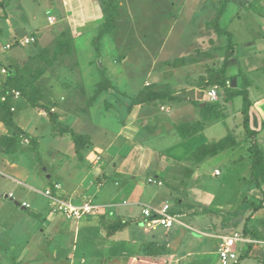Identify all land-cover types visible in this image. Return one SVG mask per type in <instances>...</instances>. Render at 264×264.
I'll return each instance as SVG.
<instances>
[{
    "label": "rangeland",
    "instance_id": "rangeland-1",
    "mask_svg": "<svg viewBox=\"0 0 264 264\" xmlns=\"http://www.w3.org/2000/svg\"><path fill=\"white\" fill-rule=\"evenodd\" d=\"M114 1L112 31L99 40L97 52L94 39L105 21L107 0L66 3L63 0H5L0 9V86L8 78L11 100L16 99L12 93L18 91L17 84L12 81L14 73L20 87L41 108L26 107L21 94L17 97L21 99L13 103V121L28 135L36 137L39 159L26 136L18 134L20 150L14 158L15 169L13 171L8 162L12 161L11 156L0 155V171L19 179H23L24 172H27V179H23L27 184L18 181L16 186L10 178L3 177L0 179V194L17 190L21 191V197L23 194L27 197L26 191H32L29 197L43 204V199L33 192L41 193L57 184L56 193L65 198L61 179L69 175L78 179L85 176L87 170H78L82 152L74 147L67 134L60 133L61 129H71L79 135L81 147L94 143L104 149L114 139L115 132L125 125L129 103H147L158 115L171 109L178 119H182L178 124H164L165 128L160 132H148L149 138L142 137L146 147L158 152L152 167L135 174L126 189H122L124 184L114 186L108 183L95 199V203H103L102 206L113 197L130 201V205L113 207L117 215L133 218L129 235L125 232L118 234L117 240L104 246L95 245L93 251L95 255L116 257L103 264H126L129 252L139 254L142 251L141 241L147 245L145 251L158 250L157 245L150 243V236H143L144 227L136 220L140 204L152 201L161 207L168 202L172 207L176 205L174 213L178 219L205 233L173 226L170 230L174 233L171 254L177 258L174 264H221L216 241L209 233L222 231V213L238 208L242 213L240 219L235 220L237 230L253 225L264 233V222L259 221L264 219V183L261 180L257 186L249 180L248 151L252 141L247 139L242 127V100L238 96L226 102L221 87V82L225 81L229 88H240L243 76L251 82L248 97L252 101L250 124L253 127L250 128L259 130L256 141L264 155V16L258 17L246 10L251 3L261 6L264 12V0H230L227 4L219 25L231 33L234 52L224 72L221 65L227 52V37L218 36L212 27L223 0ZM80 4H84L89 13L82 21L79 20L82 17ZM48 15L53 18L51 24L46 21ZM30 34L36 37L32 45L3 50L5 43ZM230 60L235 63L228 65ZM86 66H90V70L84 72ZM89 78L100 82L90 93L86 82L83 86V81ZM211 88L217 91L214 100L206 95ZM195 99L218 103L223 109L222 117L209 122V127L194 138L179 142L178 132H170L175 125L188 124L186 132L192 135L199 131L197 126L194 127L199 120H196L199 114L192 103ZM45 110L50 111L54 122L49 121ZM74 117L78 118L75 120L78 123L72 122ZM160 119L150 118L143 124L149 128ZM6 134L0 130V138ZM227 135L231 145L214 156L197 161L189 154L178 171L172 174L170 188L168 184L157 187L146 183L145 179L150 176L167 179L168 173L154 169L160 164L161 155L180 157L194 146L211 144ZM125 152L124 146L120 155ZM198 168L186 200L191 198L190 202L200 209L194 208L190 214L196 217L185 219L180 208L189 206H179L173 193L187 188L188 179ZM91 183L95 184L94 180L91 179ZM140 196L143 197L133 203ZM86 200L91 199L86 196ZM258 205L259 210L250 209ZM11 207L10 202L0 203V218L7 220L9 226L14 222ZM205 208L214 209L212 211L218 214L209 212L204 215ZM258 211L261 215L257 216ZM152 226L156 228L152 232L155 239L160 238L162 227ZM128 236L138 243L126 244ZM253 250L254 255L238 264H260L256 255L258 251L264 253V246H254ZM261 255L260 259L264 257Z\"/></svg>",
    "mask_w": 264,
    "mask_h": 264
},
{
    "label": "crops",
    "instance_id": "crops-1",
    "mask_svg": "<svg viewBox=\"0 0 264 264\" xmlns=\"http://www.w3.org/2000/svg\"><path fill=\"white\" fill-rule=\"evenodd\" d=\"M63 1L66 3V1L74 2L75 0H63ZM80 5L82 6L81 7L82 17L79 20L82 21L83 18L89 16V13L87 12V9L84 6V4H80ZM29 36H33L34 38H36L33 34H30ZM6 44H10V43H5L3 45V50ZM234 63H235L234 60H230L228 62V65L229 64L233 65ZM83 68H85L84 70H86V71L83 70L84 72L90 70V66H86ZM225 77L227 76L225 75ZM85 82L88 93L91 92V89L93 87L97 88L98 84L100 83L97 81H92L89 78L83 81V86H85ZM250 83L248 89L250 87ZM237 87L238 86L234 88ZM19 99L21 98H16L12 100V104H11L12 113H14L15 111V107L13 103L17 102V100ZM22 99L25 103V106L29 108L30 106L27 104L26 100L24 98ZM193 102H204V101H199L198 99H195L194 101H192V103ZM251 106H252V101H251ZM251 106L249 108V127L252 128L253 125L250 124L251 117L253 114V111L251 110ZM195 111H198V109L196 108ZM74 118L75 119H73L72 122L78 123V120L75 122V120L78 118L76 117ZM150 118L152 120H154V118H161V119L160 121H154L152 126L148 128L143 123L144 121H148ZM196 118H197L196 120L200 119L199 115L198 117L196 116ZM102 119L104 120V118ZM179 120L182 119L180 118L178 119L177 116L171 111V109L167 112H163V115H158L154 111L153 107L149 106L147 103L144 102L137 104L129 103V113L127 114V120L125 125L123 127H120L115 132L114 139L111 140L104 149L103 148L99 149L98 146H96L94 143L91 144L90 146L88 143H86L84 147L83 146L80 147L79 150L83 154L80 153L79 156L80 160L78 161V166L80 168L78 170L85 171L86 169L87 172L85 176L82 175L78 179L74 177L72 178L71 175H69L70 177L62 178L61 179L62 182L60 185L62 187L63 192L67 195L66 196L67 198L66 197L61 198V195L58 192L56 193L61 199L69 201L73 204H82L85 202H89L99 207L97 212L86 215L79 220L67 219L62 214L54 211L49 200L45 198L41 193L33 192L34 194L39 195V197L43 199L44 201L43 204H39V201H36L35 198L29 197L32 194L31 193L32 191L31 192L26 191L29 195L27 197L24 194L21 197L20 196L21 191L18 192L17 190H10L8 193L5 192L1 193L0 203L6 204V202H10L11 206H13L10 208V213L14 215V218L12 217L14 222L9 226L8 224H6L7 220L4 221V219L1 220L2 218H0V264H103L105 262L106 263L108 261L111 262V260L116 259V257H112V256H102L99 254L95 255L93 251L94 250L93 247L99 244H102L104 246L105 244H110L112 241L114 242L119 238L118 234H123L125 232V234L129 235V226H130L129 224L133 222V218L124 217V215H117L113 207L120 204L130 205L131 203L126 198L117 200L115 199V197H113L110 198L109 201L104 202L105 206H102L103 203H95V199L97 198V195L101 192L102 188L106 186L108 183H113L114 186H119L120 184H124L123 185L124 187L122 189H126L131 185L135 174H137L139 171L142 170L145 171L147 168H151L152 162L153 160L156 159L155 157L158 152H156V150L146 147L145 141L144 139H142V137L149 138L150 134L148 132L158 133L161 131V129H163V127L165 128L164 124H170L171 122L172 124L173 122L174 124L175 123L178 124ZM49 121L51 122L50 116H49ZM81 121L83 122V120ZM176 126L177 125H175V129ZM207 127H209L207 124L204 125V128L200 132L186 139L180 138L179 142L187 141L191 138H194L195 136L203 132L205 128L207 129ZM175 129H171L172 131L170 132L175 131L176 133L177 131ZM0 130H4V132H6V129L1 122H0ZM21 130L27 133V131L23 129ZM63 130L66 129H61L60 133L67 134L68 136L66 137L71 139L69 133H65L63 132ZM29 136L32 137V135ZM32 138L35 139L36 137L35 138L32 137ZM124 146L126 147V152L124 155H120L121 149ZM200 146H194L191 149L192 151L188 150L180 157H175L172 154L161 155V157L159 158L160 164H158L154 169H156L157 171L168 173V175H166L167 179H165L164 176L163 177L155 176L154 178L150 176L145 179L146 183H148L147 179L152 178L161 181L162 185L158 186L155 183H149V184H154L157 187H163L167 184H168L167 187L171 186L169 185V183L172 182V174H174L175 171H178L179 167L183 165L185 159L189 157V154L195 152ZM19 150L14 155H8L11 156L10 159L12 161L11 162L8 161V162L9 165L13 168V171L15 169L14 165L16 163L14 158L17 156ZM164 151L165 150H163V153ZM0 155H5V154H3L0 150ZM198 171L199 168L196 169V171H194L190 176V178L188 179L187 188L180 190V193H176V194L173 193L172 190L170 191L175 196V200H176L175 202L178 203L179 206H184V205L189 206V208L188 207L180 208L182 212L181 215L185 219H192L196 217V216H191L190 214L194 211V208L200 209V208H196V206H194L193 203L190 202L191 200L189 199L191 198L186 200L187 197H189L188 193L189 194L191 193L190 189L193 186L191 181L192 179H194L195 174H197ZM0 172L2 173L0 179L7 176L2 171ZM24 174L25 176L22 175L23 179L26 178V175L28 173L24 172ZM198 176L201 177V175ZM217 176H219V173ZM8 178H10L14 182V185L16 186L19 185L18 181L25 182V180L27 179V178L25 180L19 179L15 175H9ZM91 179L94 180L95 184L91 183ZM25 183L27 184V182ZM18 196H20L21 199ZM86 196H89L91 200H86ZM141 197L143 196H140V198L138 200H135L133 203L139 201ZM193 201H195V199H193ZM184 202H187L188 204L187 203L185 204ZM21 203H26L27 207L21 206ZM164 204L169 205L170 207L169 211L171 213H174L175 210L174 208L176 205L172 207L168 202L163 203V205ZM144 205L156 209L161 208L163 205L159 207V205L153 203L152 201L144 202L140 204L137 220L134 219L137 222H139L142 227H144L142 231L143 236H146L148 238L150 236L151 238L150 243L153 242L154 245H157L156 247H158V250L145 251L147 245L141 241L140 245L142 251L139 252V254H133V252H129V257H127L126 264H174V262L177 261V258L173 254H171L172 244L174 243V233L173 232L171 233L170 230L173 228V226L184 227L195 233L205 234L204 232L198 229L192 228L190 225L185 223L184 220L178 219L180 223H175L168 228L158 225L162 227L163 231L160 232V238L157 237V239H155L154 235L152 234V232L156 229L155 226H152L154 223L147 222L146 219L141 214V209ZM104 207H107V209H104ZM205 209H209V208H205ZM209 210H214V209H209ZM256 214L257 216L258 214L261 215L260 211H258ZM259 221L264 222V219ZM116 222H121L124 225L118 228ZM231 231L233 230L227 232L219 231L216 233H209V235L213 237L216 241L217 254H218V239L216 236ZM131 238L132 237L128 236L127 238L128 240H125V243L126 244L138 243L132 240ZM254 246H260V245L239 244V248L241 251L239 252L238 260L235 263L230 261L227 262L226 264L228 263L238 264L239 261L245 259L246 257H249L250 255H254L255 254L253 252ZM261 254H263L264 256V253L261 251H258L256 255L260 264L264 262V257L262 259H260L259 257Z\"/></svg>",
    "mask_w": 264,
    "mask_h": 264
},
{
    "label": "trees",
    "instance_id": "trees-1",
    "mask_svg": "<svg viewBox=\"0 0 264 264\" xmlns=\"http://www.w3.org/2000/svg\"><path fill=\"white\" fill-rule=\"evenodd\" d=\"M5 0H0V9L4 7ZM230 2V0H223L220 3V6L218 7L216 11V15L212 21V27L216 31V34L218 36H226L227 37V52L225 53V56L223 58V62L221 65V70L224 72V68L227 65V61L232 57L234 52V44L232 42V35L227 30L223 29L219 25V20L221 16L223 15L225 8L227 4ZM107 7L108 12L105 15V21L103 25L99 28L97 31V35L94 39V42L96 43L95 49L97 52H99V40L105 36L109 35L113 28V17L115 14V1L114 0H107ZM246 10L251 11L258 17H263L264 12L261 6H258L257 4H251L246 6ZM32 45V44H31ZM18 46V45H14ZM13 47V46H12ZM8 74V73H7ZM14 76V77H13ZM12 81H14L17 86L15 85V88L20 92L21 96L26 100L27 104L32 108H41V105H39L36 101L31 99L24 91L22 87H20V82L16 78V75L13 73ZM103 82V81H102ZM11 83L9 82V79L6 78V80L2 83L0 86V100L4 98L3 101L0 102V122L3 124V126L6 129V135H4L2 138H0V148H2V153L5 155H14L20 145L18 142V134L25 135L26 139L29 140V145L31 148L35 151L37 159H39L38 151H37V143L36 140L30 137L27 133L22 131L20 128H18L12 119V111H11ZM100 84V83H99ZM248 86L249 81L246 79V77H242V86L240 88H229L226 86L225 81L221 82V87L223 88L224 93V99L225 101H231L235 97H241L242 104H241V115H242V127L246 134L247 139L252 141V145L249 147V180L252 183H255L257 186L261 180H263L264 183V155L263 150L261 149L260 145L256 141V135L259 133V130H253L249 127V108L251 106V101L248 97ZM13 91V90H12ZM17 91V92H18ZM193 105L198 109L199 117L200 119L198 122H196L194 127L199 129L198 132H200L204 125L208 124L212 120L218 119L222 117L223 109L218 103H209L207 101L204 102H193ZM45 112L49 113L50 120L54 122V117L50 113V111ZM188 124H183L181 126H177L176 130L179 134V136L183 139L189 138L192 136V134L187 133L186 129H188ZM195 131V130H193ZM65 133H69L76 149H79L80 146V136L75 134L71 130H63ZM230 144V137L227 135L224 138L220 139L219 141L213 142L211 144H203L201 145L195 152L192 153V158L200 161L203 160L206 157L214 156L219 151H222L223 149L229 147ZM253 211H257L260 209V205L253 206L250 208ZM214 213L218 214L215 211L206 209V211H203L202 214L205 213ZM241 210L236 208L231 211H226L222 213L223 218L221 222L222 225V231H230V230H237V223L235 220L240 219L241 217ZM232 221V223H231ZM230 222V223H229ZM263 222V221H262ZM116 225L118 228L122 227L124 224L121 222H116ZM241 232L245 236H249L254 239L264 240V233L261 234L257 227L250 228L249 226H243L241 229Z\"/></svg>",
    "mask_w": 264,
    "mask_h": 264
},
{
    "label": "built area",
    "instance_id": "built-area-1",
    "mask_svg": "<svg viewBox=\"0 0 264 264\" xmlns=\"http://www.w3.org/2000/svg\"><path fill=\"white\" fill-rule=\"evenodd\" d=\"M48 23H53V18L51 16L46 17ZM35 38L33 36L24 37L21 39H16L10 44L4 46V50L9 49L14 45L25 46L28 44H33ZM17 98L19 96L18 92H12ZM217 91L214 88H211L206 92L208 99L214 100L216 97ZM2 101L4 98L1 99ZM218 175V172H216ZM2 173L0 172V177ZM148 183H155L158 186L162 185L161 181L156 179L149 178L147 179ZM59 186L57 184L53 185L51 188L44 189L41 194L49 200L54 211L62 214L67 219L79 220L82 217L93 214L97 212L98 206L85 202L82 204H73L69 201L61 199L56 191ZM21 206L27 207L26 203H21ZM170 207L167 204H164L161 208H151L144 205L141 209L142 216L146 219L147 222L154 223L165 228L171 227L175 223H180L177 216L174 213H171ZM218 239V255L221 263L226 264L227 262H236L239 257V244L245 245H260L264 246V240L254 239L249 236H245L241 231L233 230L228 233H222L216 236ZM261 264H264L261 263Z\"/></svg>",
    "mask_w": 264,
    "mask_h": 264
}]
</instances>
